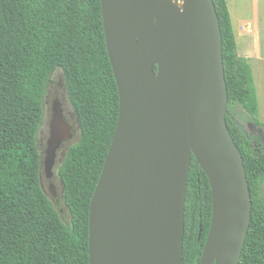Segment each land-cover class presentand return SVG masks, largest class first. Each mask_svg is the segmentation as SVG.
<instances>
[{
	"label": "water",
	"instance_id": "95a60500",
	"mask_svg": "<svg viewBox=\"0 0 264 264\" xmlns=\"http://www.w3.org/2000/svg\"><path fill=\"white\" fill-rule=\"evenodd\" d=\"M101 6L119 117L90 203V264H182L192 155L212 191L200 264H239L253 200L227 123L214 0H101ZM52 114L47 177L56 149L70 137L58 99Z\"/></svg>",
	"mask_w": 264,
	"mask_h": 264
},
{
	"label": "trees",
	"instance_id": "16d2710c",
	"mask_svg": "<svg viewBox=\"0 0 264 264\" xmlns=\"http://www.w3.org/2000/svg\"><path fill=\"white\" fill-rule=\"evenodd\" d=\"M214 2L223 37L227 123L253 200L239 264H264V202L258 198L264 142L260 132L248 140L230 114L240 104L259 123L252 71L238 55L226 0ZM59 68L81 133L59 172L68 222L43 188L38 143L48 87ZM118 117L101 0H0V264H90V203ZM211 221L210 181L192 155L182 264H200Z\"/></svg>",
	"mask_w": 264,
	"mask_h": 264
},
{
	"label": "rangeland",
	"instance_id": "374dc122",
	"mask_svg": "<svg viewBox=\"0 0 264 264\" xmlns=\"http://www.w3.org/2000/svg\"><path fill=\"white\" fill-rule=\"evenodd\" d=\"M226 2L234 28L238 55L246 58L251 67L259 123H256L240 104L233 105L230 108V114L246 127L249 136L250 134L260 132L264 142V0H226ZM56 99L60 101L66 118L79 131L78 133H80L76 111L68 99L63 71L59 68L52 75L48 87L45 105V123L42 131H40L38 140L40 151L44 149L49 134V122ZM44 177L45 174L43 173ZM43 184L46 193L60 212L62 218L68 222L70 214L64 201L63 184L60 177L58 176L55 180L58 190L56 196L49 190L44 180ZM260 185L258 198L264 202V178L260 180Z\"/></svg>",
	"mask_w": 264,
	"mask_h": 264
},
{
	"label": "flooded vegetation",
	"instance_id": "af4514ba",
	"mask_svg": "<svg viewBox=\"0 0 264 264\" xmlns=\"http://www.w3.org/2000/svg\"><path fill=\"white\" fill-rule=\"evenodd\" d=\"M63 116H64L65 121L68 122L70 125V137L67 140H64L63 142H61L55 151L51 177H47L45 170H44V163H45V161L49 155L48 154V149H49L48 141H49L50 136H51L50 132H51V122H52L53 116L50 118L49 134H48L44 149L41 151V155H42V177H41L42 178V185H43V188H45L44 184H43V180H44L47 183L49 190H51V192L55 196L58 194V190H57V186L55 184V180L58 178V176L60 177L59 172H60V169H61V167H62V165L66 159V156H67L69 149L76 143V141L79 140V135L81 134V133H78L79 131L76 130L72 126L70 121L66 118L64 112H63ZM44 123H45V121H44ZM43 173L45 174L44 178H43ZM60 179H61V177H60ZM63 192H64V186H63Z\"/></svg>",
	"mask_w": 264,
	"mask_h": 264
}]
</instances>
